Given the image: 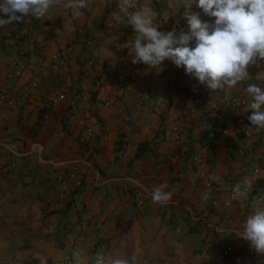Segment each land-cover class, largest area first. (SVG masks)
<instances>
[{
  "label": "crops",
  "instance_id": "0c3cea01",
  "mask_svg": "<svg viewBox=\"0 0 264 264\" xmlns=\"http://www.w3.org/2000/svg\"><path fill=\"white\" fill-rule=\"evenodd\" d=\"M152 3L160 31L187 33L186 12L213 19L198 0ZM115 10L117 0H88L78 20L53 6L43 20L0 27V264H93L97 252L129 264H221L211 239L238 248L239 264H264L249 241L217 230L247 219V201L226 203L243 177L256 176L251 195L264 192V130L245 134V97L233 89L223 102V91L207 89L171 59L158 69L131 63L128 49L109 43L110 33L121 34L120 43L134 35L131 26L108 25ZM67 46L62 65L58 54ZM91 57L100 86L89 73ZM20 62L26 67L16 76ZM248 70L250 82L260 83L261 68ZM79 91H94L92 105L76 98ZM211 125L223 133L212 145L202 142ZM143 142L149 149L137 156ZM75 167L83 185L71 180L70 202L49 210L59 177ZM213 174L225 185L209 181ZM160 184L172 193L167 204L152 202ZM209 184L211 198L202 201Z\"/></svg>",
  "mask_w": 264,
  "mask_h": 264
},
{
  "label": "clouds",
  "instance_id": "9594fccd",
  "mask_svg": "<svg viewBox=\"0 0 264 264\" xmlns=\"http://www.w3.org/2000/svg\"><path fill=\"white\" fill-rule=\"evenodd\" d=\"M53 6L68 10L71 18L78 20L88 7V0H0V27L13 22L25 24L33 18L43 20ZM198 6L213 18L211 23L202 22L198 14L186 12L189 31L181 30L178 34L175 27L168 32L158 30V12L152 0H117V10L110 13L107 23L131 26L134 35L120 43L121 34L110 33L109 43L118 51L128 49L131 63H143L150 69H158L165 59H171L207 89L223 91V102L229 99L231 90L242 92L245 97L242 110L251 113L247 117L249 124L243 125L245 134L247 137L258 134L264 130V66L259 63L264 61V0H198ZM250 65L261 68L254 77L260 83L250 82L253 80ZM208 180L225 185L223 177L216 174ZM255 180L256 176H245L231 189L232 200L248 202L250 211L243 225L238 229L217 230L235 232L249 241L257 253L264 254V192L251 195ZM167 187L160 184L152 189L153 203L167 204L171 200L172 193L165 190ZM200 198L202 201L211 198L210 184ZM93 264H129V261L97 252Z\"/></svg>",
  "mask_w": 264,
  "mask_h": 264
},
{
  "label": "built area",
  "instance_id": "2783aa9c",
  "mask_svg": "<svg viewBox=\"0 0 264 264\" xmlns=\"http://www.w3.org/2000/svg\"><path fill=\"white\" fill-rule=\"evenodd\" d=\"M163 32H168V31H163ZM86 44L88 46L92 45V41L87 40ZM71 49H72V46H67L63 49H60L59 54H58V59L62 65L66 64V58H67L69 52L71 51ZM94 63H95V59H93L91 57L88 61V65L90 67L89 73L94 78L95 85L100 86L101 85V79L98 78V75L93 68ZM25 67H26V64L24 62H20L14 71V75L20 76ZM37 85H38V81H36V80L32 81L30 84L31 87H36ZM75 95H76V98L83 100L87 106L92 105L94 91H91V92H87V91L86 92H83V91L80 92L79 91V92H76ZM8 103L12 104L13 103L12 99H8ZM215 131H219V129L216 127L215 130L211 131V135H214ZM255 171H257V169H255ZM73 179L75 181V187L76 188L81 187L83 185V178H81L77 175V168L76 167L59 177V184L61 185V188H60V191L58 193L56 202L49 207V210H51V211L60 210L64 207L65 204H67V201L69 199L68 198V192L70 191V181ZM232 201H235V200H232L230 197L226 201V203L230 204V203H232ZM139 202L142 203V200H140ZM209 244H210L209 250L212 254L214 261L221 263V264H239L242 262L243 257L241 255L239 249L234 247L232 244H223L222 242L217 241L216 239L209 240ZM87 245L88 246L91 245V240L87 241Z\"/></svg>",
  "mask_w": 264,
  "mask_h": 264
},
{
  "label": "trees",
  "instance_id": "16d2710c",
  "mask_svg": "<svg viewBox=\"0 0 264 264\" xmlns=\"http://www.w3.org/2000/svg\"><path fill=\"white\" fill-rule=\"evenodd\" d=\"M216 129V125H211L207 129H205L202 133V142L205 144H214L218 140L223 138V133L221 131H215L214 135H211V131ZM149 149V143H141L139 145L138 151H137V156L142 155L146 150ZM80 188V187H78ZM77 189V188H76ZM70 202V199L68 200L67 204Z\"/></svg>",
  "mask_w": 264,
  "mask_h": 264
}]
</instances>
